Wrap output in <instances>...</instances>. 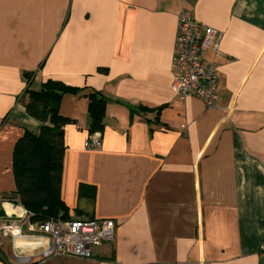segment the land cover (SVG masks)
I'll list each match as a JSON object with an SVG mask.
<instances>
[{
	"label": "crops",
	"instance_id": "obj_1",
	"mask_svg": "<svg viewBox=\"0 0 264 264\" xmlns=\"http://www.w3.org/2000/svg\"><path fill=\"white\" fill-rule=\"evenodd\" d=\"M182 9L220 33L201 54L217 66L215 108L172 93ZM26 75L83 89L60 103L74 120L60 197L67 220L110 219L115 237L78 258L0 234V264H264V0H0V224L22 215L6 199L13 147L38 127ZM90 91L106 99L101 133L88 132Z\"/></svg>",
	"mask_w": 264,
	"mask_h": 264
},
{
	"label": "trees",
	"instance_id": "obj_2",
	"mask_svg": "<svg viewBox=\"0 0 264 264\" xmlns=\"http://www.w3.org/2000/svg\"><path fill=\"white\" fill-rule=\"evenodd\" d=\"M23 106L28 117L38 123L33 129L24 127L16 140L12 154L14 194L6 197L18 202L31 214L32 222L67 220L68 208L60 197L62 160L65 149L64 127L73 119L60 114L64 94H79L83 89L47 79L38 88L31 85L26 75ZM87 98L89 134L101 133L104 128L106 99L99 91H90ZM79 195H90L87 186H79Z\"/></svg>",
	"mask_w": 264,
	"mask_h": 264
},
{
	"label": "built area",
	"instance_id": "obj_3",
	"mask_svg": "<svg viewBox=\"0 0 264 264\" xmlns=\"http://www.w3.org/2000/svg\"><path fill=\"white\" fill-rule=\"evenodd\" d=\"M219 38L220 33L197 23L187 10L182 9L179 12L173 45L171 84L172 93L179 100L197 97L203 101L206 108L216 107L217 66L214 62L204 64L201 54L208 49H212L217 54ZM83 147L85 149L100 148V141L94 138L87 139ZM21 213L22 215L17 216L20 222L11 217L2 220L0 234L11 240L15 246L23 241L39 246L42 240H45L46 254L89 258L94 247L111 243L115 237V224L110 219H56L32 223L29 221L31 214L23 207ZM21 220L27 222V232L22 231ZM17 260L25 261L21 256Z\"/></svg>",
	"mask_w": 264,
	"mask_h": 264
}]
</instances>
